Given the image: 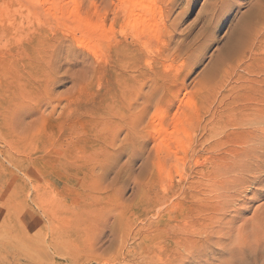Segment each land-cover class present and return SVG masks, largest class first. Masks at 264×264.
Here are the masks:
<instances>
[{
    "label": "rangeland",
    "instance_id": "rangeland-1",
    "mask_svg": "<svg viewBox=\"0 0 264 264\" xmlns=\"http://www.w3.org/2000/svg\"><path fill=\"white\" fill-rule=\"evenodd\" d=\"M260 111L264 0H0V264H227Z\"/></svg>",
    "mask_w": 264,
    "mask_h": 264
},
{
    "label": "bare ground",
    "instance_id": "bare-ground-1",
    "mask_svg": "<svg viewBox=\"0 0 264 264\" xmlns=\"http://www.w3.org/2000/svg\"><path fill=\"white\" fill-rule=\"evenodd\" d=\"M250 123L252 126V131L249 133V138H246L243 143L242 152L240 151L241 153H238L241 154V160L236 165V169L238 175H243V179L238 178V184L243 185L245 189L250 188V200L254 202L255 199L264 197V111H260L250 116ZM255 133H258L259 136H255ZM251 187L258 189L253 190ZM219 195L221 196V194ZM259 209L264 211V205H262V208ZM244 210H247V207ZM256 211L257 210H254L253 216L255 215ZM259 217L260 215L255 217V223L253 225V231L251 234L246 233L243 229L239 230L237 228V237L235 241L236 244L233 245L231 250L229 249L230 252L228 253L227 257V264H248V260L251 258L252 261L254 260L255 264L263 262L264 252L261 250L259 237L264 233V231L260 228L263 225L260 227L258 226ZM220 234L222 237H226V235L221 231ZM239 234H244V236L239 238ZM221 244L223 245L224 242ZM217 260L225 261L226 258Z\"/></svg>",
    "mask_w": 264,
    "mask_h": 264
}]
</instances>
